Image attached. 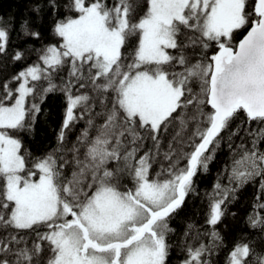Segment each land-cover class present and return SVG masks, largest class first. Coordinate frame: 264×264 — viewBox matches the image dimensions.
<instances>
[{
    "label": "snow or ice",
    "instance_id": "6c2138e0",
    "mask_svg": "<svg viewBox=\"0 0 264 264\" xmlns=\"http://www.w3.org/2000/svg\"><path fill=\"white\" fill-rule=\"evenodd\" d=\"M32 11L47 13V38L0 16V264H171L173 251L179 264H264V0ZM50 96L62 119L36 153L25 138ZM222 144L230 160L203 225L176 236L171 221ZM248 185L250 231L229 240V205Z\"/></svg>",
    "mask_w": 264,
    "mask_h": 264
},
{
    "label": "trees",
    "instance_id": "16d2710c",
    "mask_svg": "<svg viewBox=\"0 0 264 264\" xmlns=\"http://www.w3.org/2000/svg\"><path fill=\"white\" fill-rule=\"evenodd\" d=\"M38 2L42 3L43 0H0V16L15 25L16 29L23 21L28 20L32 27L39 28L47 38L49 23L47 13L44 14L43 20H40L32 11L33 5ZM43 107L45 113L39 118L34 134L25 138L27 146L36 153H42L55 146L56 132L59 130L62 119V101L59 97L50 96ZM74 137L75 133L72 134V138ZM229 160V149L226 144H222L217 149L214 160L209 164L208 172L198 173L195 178L196 190L188 196L185 206L171 221L170 226L176 230V236H179L189 223H194L197 226L203 225L207 208V194L211 192L221 174V169ZM256 191L257 189L252 185L246 186L245 189L237 193L238 199L229 205V215L224 220L228 227L223 230L228 233L229 240L241 230L250 231L245 227L243 221L251 210ZM232 212L236 213L235 217L231 215ZM171 264H179V256L176 251H173Z\"/></svg>",
    "mask_w": 264,
    "mask_h": 264
}]
</instances>
